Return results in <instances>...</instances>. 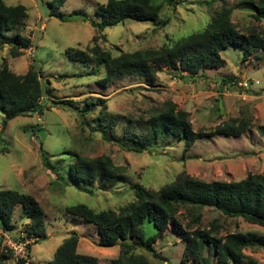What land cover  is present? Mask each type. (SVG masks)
<instances>
[{
	"label": "rangeland",
	"instance_id": "obj_1",
	"mask_svg": "<svg viewBox=\"0 0 264 264\" xmlns=\"http://www.w3.org/2000/svg\"><path fill=\"white\" fill-rule=\"evenodd\" d=\"M4 1L26 6L28 17L22 33L32 39V47L21 56L11 57L8 46H4L0 51V66L6 65L20 75L33 62L40 71L44 89L41 103L45 108L40 116H17L4 128V114L0 111V189H16L33 196L44 211L46 235L37 243L26 236L29 221L17 205L10 230L4 232L0 228L2 264H15L18 258L10 242L22 241L21 237L31 243L29 252L22 257L27 260L26 264H49L57 246L72 231L78 234L77 251L95 256L97 264H111L119 254V245L98 246L97 227L67 214L66 206L83 203L96 211L117 210L134 200L133 184L157 191L182 175L227 182L242 179L248 173L264 175V51L258 52L259 57L244 58L240 47L231 45L221 52L222 66L203 69L194 76L159 65L155 66V80L151 84L128 74L114 77L104 85L100 83L105 76L103 65L93 58L71 60L66 54L69 48L86 51L95 44L112 56L170 46L182 37L203 30L223 6L231 8L230 19L241 31L255 29L264 36V19L255 20L252 9L240 4L242 0H173L172 4L167 0H151L160 7L156 22L126 19L100 32L88 19L98 21L97 8L107 0H64L56 10L53 0ZM76 10L83 11L86 20L80 17L60 20L54 15L67 16ZM89 97L106 98L105 112L100 113V107H96L81 115L56 104L57 100L71 99L81 108ZM166 101L189 113L194 131L208 134L233 118L246 120L250 126L240 136L205 135L188 149L176 138H168L141 153L123 150L94 130L104 128L109 134L106 126L114 119V136L122 138L124 132L143 136L147 133L146 119ZM42 152L65 176L72 153L85 157L106 154L114 164L123 166L125 173L120 182L107 183L103 188H98L95 182L87 187L90 191H82L72 182L58 191L51 184L54 175L42 163ZM176 218L185 230L210 229L220 238L235 232L264 235V227L241 217L225 216L214 208L181 206ZM141 228L145 237L157 231L148 221ZM152 246L166 261L142 248H134L132 252L144 254L150 264H200L192 256L184 255L185 242L172 226ZM1 253L6 254L5 258ZM243 253L264 264L263 248H247ZM203 254L209 264H216L208 246Z\"/></svg>",
	"mask_w": 264,
	"mask_h": 264
},
{
	"label": "trees",
	"instance_id": "obj_2",
	"mask_svg": "<svg viewBox=\"0 0 264 264\" xmlns=\"http://www.w3.org/2000/svg\"><path fill=\"white\" fill-rule=\"evenodd\" d=\"M63 1L53 0L55 10ZM172 1L167 0L169 4H172ZM240 4L252 9L251 15L255 20L264 19V0H242ZM52 5L50 4L51 7ZM159 10L160 7L151 0H107L97 8L96 16L99 20L88 19V22L100 32L126 19L156 22ZM230 14V7H221L203 30L182 37L170 46L147 48L112 56L95 44L86 51L69 48L66 54L71 60L88 61L93 58L98 64L103 65L105 76L100 80L102 85L114 77L128 74L137 75L151 84L155 80V66L159 65L167 66L180 74L186 72L194 76L203 69L222 66L224 59L221 52L231 45L240 47L244 58L251 55L259 57L258 52L264 51V36L255 29L241 31L231 21ZM54 15L60 20L72 17L86 20L81 10L73 11L67 16L61 13ZM27 17L25 5H11L0 0V51L4 46H8L10 56L18 57L32 47V39L22 33ZM96 35L93 36L94 42L97 40ZM43 93L40 71L33 66V62L20 75L12 72L6 65L0 66V111L4 114L2 128L17 116L31 114L40 116L45 108L41 103ZM106 101V98L89 97L83 101L81 108L71 99H60L56 104L85 115L96 107H100L99 112L104 113ZM188 117L187 111L177 109L173 102L166 101L161 109L153 110L146 119L147 133L143 136L136 132H124L122 138L114 136L113 126L116 124L114 119L106 126L110 130L109 134L104 128L95 127L94 130L100 131L105 140L116 143L123 150L141 153L168 138H176L183 143L185 149H188L197 139L205 135L240 136L250 126L246 120L233 118L230 123L217 125L213 131L206 134L194 131ZM69 157L71 162L65 176L59 172V166L52 164L46 155L41 153L44 167L54 175L51 184L58 191H63L72 182L82 191H90L87 187L95 182L99 184L98 188H103L107 183L120 182L125 173V168L114 164L106 154L85 157L72 153ZM132 189L134 200L117 210L96 211L83 203L65 207L67 214L78 216L97 227L98 246L119 245V254L111 260V264H150L144 254L133 253L134 248L145 249L155 257L166 261L155 251L152 244L162 236L168 226H172L182 235L185 242L184 255L192 256L200 264H209V259L203 254L206 246L216 258V264H258L252 257L246 256L243 250L264 249L263 234L235 232L220 238L213 235L210 229L193 231L183 229L176 215L181 206L208 207L216 209L225 216L241 217L248 223L264 227L263 174L248 173L242 179L229 182L204 181L190 175H182L157 191L137 183L132 185ZM17 205L22 207L23 216L29 221L25 228L26 236L34 238V243L45 239L44 211L33 196L16 189H0V228L4 232L10 230L14 208ZM194 219L198 220V217ZM144 221L155 225L157 231L154 235L144 236L141 228ZM212 229H215V226H212ZM19 239L23 241L25 238ZM77 243L78 234L75 231L70 232L57 246L49 264H97L95 256L77 251ZM30 244L29 242L26 244L27 253ZM1 254V257L5 258L6 254ZM17 258L15 264L27 263L24 258ZM0 264H2L1 259Z\"/></svg>",
	"mask_w": 264,
	"mask_h": 264
},
{
	"label": "built area",
	"instance_id": "obj_3",
	"mask_svg": "<svg viewBox=\"0 0 264 264\" xmlns=\"http://www.w3.org/2000/svg\"><path fill=\"white\" fill-rule=\"evenodd\" d=\"M28 243L27 240L19 241V242H10V247L13 251L14 256L16 257H25L27 253L26 244Z\"/></svg>",
	"mask_w": 264,
	"mask_h": 264
},
{
	"label": "water",
	"instance_id": "obj_4",
	"mask_svg": "<svg viewBox=\"0 0 264 264\" xmlns=\"http://www.w3.org/2000/svg\"><path fill=\"white\" fill-rule=\"evenodd\" d=\"M37 128V126L35 127V129Z\"/></svg>",
	"mask_w": 264,
	"mask_h": 264
}]
</instances>
